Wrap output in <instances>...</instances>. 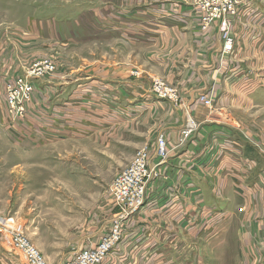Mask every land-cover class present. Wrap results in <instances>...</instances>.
I'll return each instance as SVG.
<instances>
[{
	"label": "rangeland",
	"instance_id": "374dc122",
	"mask_svg": "<svg viewBox=\"0 0 264 264\" xmlns=\"http://www.w3.org/2000/svg\"><path fill=\"white\" fill-rule=\"evenodd\" d=\"M108 1L115 0H0V154L11 145L28 146L25 179L3 177L7 186L16 187L14 196L19 188L21 193L7 205L0 201V220L14 217L48 264L61 263L82 248L95 246L119 222V237L102 262L112 264L123 226L134 213L124 217L110 184L141 148L153 149L154 137L157 141L164 135L158 134L164 116L175 114L181 104L178 88L161 76L148 74L151 65L146 51L142 45L130 44V33L122 37L113 30L112 35L99 38V14L114 10L109 5L106 8ZM111 18L114 23V16ZM126 28L124 23V32ZM132 53L139 64L132 67L130 76L119 82L107 76L112 81H107L106 88L94 81L73 94L75 84L89 81L88 74L98 75L105 62L130 65ZM46 60L55 69L51 75L35 79L29 116L20 122L12 119L5 100L7 83L33 63ZM78 68L76 73L81 75L76 77L81 78L73 81L70 72ZM61 82L67 89L61 90ZM153 94L158 102L150 107L146 98ZM131 96L138 100L133 98L131 103ZM203 98L210 101L206 105H212V99ZM190 119L199 128L188 113L177 140L180 145L187 144L196 131L183 139ZM156 168L158 177L161 173ZM215 220L219 230L204 231L203 239L218 240V246L204 245L202 264H264V225L252 236L255 244L242 247L246 236L240 227L242 219L218 215ZM0 264H26L1 229Z\"/></svg>",
	"mask_w": 264,
	"mask_h": 264
},
{
	"label": "crops",
	"instance_id": "0c3cea01",
	"mask_svg": "<svg viewBox=\"0 0 264 264\" xmlns=\"http://www.w3.org/2000/svg\"><path fill=\"white\" fill-rule=\"evenodd\" d=\"M108 3L106 8L114 10L99 14V38L112 35L113 30L122 37L130 33V44L142 45L146 51L148 74L178 88L181 99L176 113L165 115L159 129L169 144L168 157L159 164L161 174L148 183L144 207L124 224L112 264H202L204 245L218 246V240L203 239L204 231L219 230L214 221L218 215L228 220L239 216L246 233L242 247L253 246L254 232L264 227V0H249L237 17L231 52L223 49L219 23L204 28L199 8L186 0ZM138 40L145 42L138 44ZM132 58L130 65L105 62L98 75L88 74L89 81L75 84L73 94L94 81L106 88L112 81L107 76L116 82L130 76L139 64L135 53ZM77 70L70 72L73 81L81 78L76 77L81 75ZM61 85L62 91L67 89ZM204 96L212 99V105L204 103ZM131 97V103L133 98L138 100ZM146 99L150 107L158 102L154 94ZM188 113L199 128L187 144L180 145L177 140ZM156 142L154 137V149ZM27 149L26 144H15L1 151L4 205L19 197L21 190L14 196L16 187L7 186L3 177L26 175ZM153 161L158 162L156 153Z\"/></svg>",
	"mask_w": 264,
	"mask_h": 264
},
{
	"label": "built area",
	"instance_id": "2783aa9c",
	"mask_svg": "<svg viewBox=\"0 0 264 264\" xmlns=\"http://www.w3.org/2000/svg\"><path fill=\"white\" fill-rule=\"evenodd\" d=\"M190 2L202 12L204 28L210 27L215 22L219 23L223 49L231 52L235 45L233 34L235 22L243 8L249 4V0H190ZM54 69L52 62L38 61L7 83L5 100L7 111L12 119L19 122L27 119L30 113L29 105L37 87L35 79L51 75ZM170 92L175 93L174 90ZM202 100L210 104L208 99ZM186 126L183 139L190 137L197 128L191 119ZM154 153L158 157V162L155 164L152 163L155 162L153 161ZM168 154V141L164 135H161L157 139L155 149L148 146L141 148L131 163L115 176L109 189L116 203L123 207L124 217L135 213L145 205L147 185L157 177L156 167L166 160ZM0 229L9 237L12 249L25 259L26 264H48L44 255L31 242L14 217L1 219ZM119 234L120 224L117 222L112 232L102 241L95 246L82 248L74 257L61 264H102Z\"/></svg>",
	"mask_w": 264,
	"mask_h": 264
}]
</instances>
